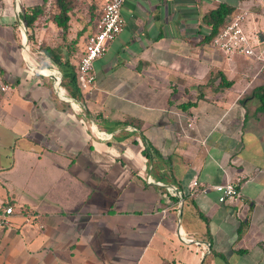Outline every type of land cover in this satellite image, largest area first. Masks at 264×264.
Masks as SVG:
<instances>
[{"label": "crops", "instance_id": "0c3cea01", "mask_svg": "<svg viewBox=\"0 0 264 264\" xmlns=\"http://www.w3.org/2000/svg\"><path fill=\"white\" fill-rule=\"evenodd\" d=\"M54 1L0 0V212L13 211L0 264H264V110L252 94L264 86V0H124L81 102L42 47L74 66L84 39L74 62L66 44L39 45L49 68L25 36ZM219 2L243 15L261 60L203 42L201 17ZM41 4L25 28L23 11ZM191 179L239 194L190 195Z\"/></svg>", "mask_w": 264, "mask_h": 264}, {"label": "built area", "instance_id": "2783aa9c", "mask_svg": "<svg viewBox=\"0 0 264 264\" xmlns=\"http://www.w3.org/2000/svg\"><path fill=\"white\" fill-rule=\"evenodd\" d=\"M124 0H104L98 16L94 22L92 29L87 33L83 41V47L74 65V79L76 86L81 94L90 92L95 86V76L92 70L93 61L100 57L106 50L107 45L112 42L124 27V18L120 10ZM243 15L239 12L232 14L224 26L212 37L211 43L220 49L232 54L242 53L246 56L260 59L258 47L252 46L242 28L241 22ZM257 45L264 49V35ZM256 45V46H257ZM264 64V60H262ZM58 82V78L56 80ZM58 84V83H57ZM4 89V87H1ZM189 126V124H187ZM104 136V135H103ZM158 184V182H157ZM200 188L201 191L212 189L217 192V200L224 202L234 199L239 194L238 186L233 182H223L213 185H200L196 179H191L188 184L189 194L193 195L194 190ZM169 193L177 196L174 211L177 213L178 207L182 204L183 199L180 193L174 188H167ZM167 208L161 210L165 212ZM13 211L11 206H5L0 212V227L9 225V217ZM24 217L25 222L31 223L37 217L32 211H24L19 213ZM186 241H195L188 238ZM207 248H201V253L206 252Z\"/></svg>", "mask_w": 264, "mask_h": 264}, {"label": "trees", "instance_id": "16d2710c", "mask_svg": "<svg viewBox=\"0 0 264 264\" xmlns=\"http://www.w3.org/2000/svg\"><path fill=\"white\" fill-rule=\"evenodd\" d=\"M45 0H42L44 3ZM54 4L57 8V12L51 15V20L62 31V35L67 32L68 28V12L71 10L70 0H55ZM233 8L223 2H219L215 8L205 12L201 20L203 24L208 26L209 31L202 37L203 42H209L212 37L224 26L225 19L230 17ZM43 12V4L35 6L23 11L21 20L24 23L25 28H31L34 20ZM96 20V19H95ZM95 22V21H94ZM94 22L92 26L94 25ZM91 26V27H92ZM91 29V28H90ZM42 50L44 54L57 66L61 74V86L66 90L69 97L81 102V93L79 92L75 79H74V66L66 60H61L58 55V49L49 48L43 46ZM219 76L221 86L230 85L229 81H226L224 76L219 72L216 73ZM253 96L258 100V110H264V86H257L252 89ZM189 103H186L183 107H187ZM142 154L148 156L146 150L143 149Z\"/></svg>", "mask_w": 264, "mask_h": 264}, {"label": "rangeland", "instance_id": "374dc122", "mask_svg": "<svg viewBox=\"0 0 264 264\" xmlns=\"http://www.w3.org/2000/svg\"><path fill=\"white\" fill-rule=\"evenodd\" d=\"M103 1L104 0H70L71 10L68 12V30L64 35L61 34L60 29L56 28L49 21L52 15V7H46L45 12L37 19L33 27L25 31V36H28L27 42H29L28 44L32 51V56L37 63H39L41 67L50 68L51 66L48 59H44L42 52H38V46L45 43L53 46L68 45L74 62L79 48L76 43H81L85 34L91 30L90 28H92L91 26L98 16ZM58 91L62 92L61 89Z\"/></svg>", "mask_w": 264, "mask_h": 264}, {"label": "water", "instance_id": "95a60500", "mask_svg": "<svg viewBox=\"0 0 264 264\" xmlns=\"http://www.w3.org/2000/svg\"><path fill=\"white\" fill-rule=\"evenodd\" d=\"M258 38L261 40V38H262L261 34H258Z\"/></svg>", "mask_w": 264, "mask_h": 264}]
</instances>
